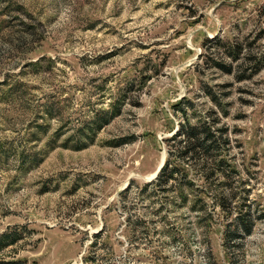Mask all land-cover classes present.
I'll list each match as a JSON object with an SVG mask.
<instances>
[{
  "label": "rangeland",
  "instance_id": "obj_1",
  "mask_svg": "<svg viewBox=\"0 0 264 264\" xmlns=\"http://www.w3.org/2000/svg\"><path fill=\"white\" fill-rule=\"evenodd\" d=\"M235 44L259 71L216 67ZM184 99L191 124L215 111L227 129L233 172L216 191L255 216L238 244L224 234L236 212L146 187ZM119 100L92 144L63 146ZM3 234L17 242L0 264H264V0H0Z\"/></svg>",
  "mask_w": 264,
  "mask_h": 264
},
{
  "label": "trees",
  "instance_id": "obj_2",
  "mask_svg": "<svg viewBox=\"0 0 264 264\" xmlns=\"http://www.w3.org/2000/svg\"><path fill=\"white\" fill-rule=\"evenodd\" d=\"M221 40L216 38V43ZM229 63H217L216 67L227 74H235L248 70L257 72L260 70V62L253 56H248V63H239L240 48L238 44L231 47ZM236 64V65H235ZM244 75L238 73L237 79L241 80ZM212 100H216L211 95ZM182 103L192 107V103L182 100L174 106V109L183 114L186 122L180 123L176 133L166 140L168 146L167 160L160 170L156 179L147 184L146 187L154 188L164 196L171 194L169 200L173 204L185 206L190 204L191 209L198 211L199 214L207 207V198H210L212 205L220 207L227 215L236 216L230 223L226 224L225 243L230 246L238 244L246 235H251L255 226V216L252 213L247 197L238 199L236 193H219L216 191V180H219V171L227 167L230 170L229 163L224 160L226 146L229 144L227 139V129L219 127V118H216V112L211 111L207 118L201 119L196 124H191L188 119L186 109L182 108ZM121 102L114 101L106 109L94 115L90 122L84 124L77 137H70L63 146L73 150H82L92 144L97 134L109 125L116 117L121 114ZM122 143L116 144V146ZM193 176L201 180L203 184H196ZM225 172V171H221ZM225 175L228 178L230 172ZM167 195V196H168ZM164 198H168V197ZM206 210V209H205ZM202 216V215H201ZM17 238L14 235L3 234L0 236V251L5 247L14 245Z\"/></svg>",
  "mask_w": 264,
  "mask_h": 264
},
{
  "label": "water",
  "instance_id": "obj_3",
  "mask_svg": "<svg viewBox=\"0 0 264 264\" xmlns=\"http://www.w3.org/2000/svg\"><path fill=\"white\" fill-rule=\"evenodd\" d=\"M163 166H164V161L162 162V164H161V166L159 167V169H158V171L156 172V174H155L153 177H151L150 179H148V181H152V180H154V179L158 176V174H159V172H160V170L162 169Z\"/></svg>",
  "mask_w": 264,
  "mask_h": 264
}]
</instances>
